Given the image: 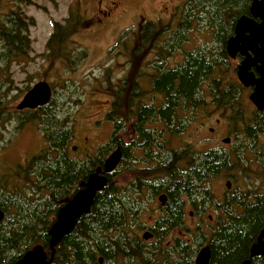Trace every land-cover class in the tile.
Listing matches in <instances>:
<instances>
[{
  "label": "trees",
  "instance_id": "16d2710c",
  "mask_svg": "<svg viewBox=\"0 0 264 264\" xmlns=\"http://www.w3.org/2000/svg\"><path fill=\"white\" fill-rule=\"evenodd\" d=\"M22 1L0 0V59L4 61L24 58L30 48L26 29L27 19H31L22 13L18 5ZM250 1L188 0L180 10L181 14L173 16L177 17L175 26L171 25V20L168 24L162 21L141 24L138 28L139 45L131 51V56L145 57L154 48L162 56L160 50L163 46H167L170 52L169 44L175 46L178 41L182 42L183 33L194 27L207 29L210 35L211 30L215 32L214 29H217V39L224 41L238 18L248 11ZM74 16L66 19L64 24L57 22L47 43L49 58L53 57L52 61L61 60L66 68L72 67L74 58L80 59L81 54L86 56V51H80L77 45H69L82 23ZM167 35L173 41L162 45L161 40ZM73 53L77 56L70 55ZM211 63L216 65L219 62L209 56L204 57L202 53H195L176 68L161 70L155 67L151 75L156 88L152 92L144 90L135 76L142 79L147 75L146 70L143 74L130 71L131 80L126 79L116 91L113 87L109 88L115 91L116 98L107 115L115 126L114 135L95 157H89L87 161L74 160L67 153L71 130L64 125L65 120L58 118L52 99L44 106L20 111L28 113L20 117V126L27 122L37 123L48 146L25 163L17 165L10 174L0 172V209L5 211V218L0 223V264H15L34 245L49 246V229L59 208L91 172L103 166L113 141L123 142L125 137L118 138L116 135L119 132L126 134L130 121L139 134L138 143L149 138L146 117L155 108L154 104L145 105L150 93L151 102L156 99L166 103L165 116L173 111L172 116H176L175 109H179L182 117L180 128L175 130L173 123H167V126L171 127L172 133L182 134L189 128L185 123L188 114L207 115L206 86L210 81L215 86L240 85L236 82L238 86H235L228 81L232 77L229 72H216L215 66L211 78L208 73ZM238 90L233 94H237ZM155 92L163 96L158 98ZM214 93L218 106H233L229 89ZM257 127V122L245 125L244 152L240 153L235 148L226 157L214 159V164L205 150L194 151L192 146H183L176 156L167 155L162 167L150 170L133 168L130 175V169L126 167L128 172L124 169L127 173L123 170L118 180L112 172L105 187L97 192L90 212L83 214L72 232L55 247L49 264H99V254L105 257V264H160L162 261H174L175 253V261L194 264L205 236L210 238L211 264H242L245 259H250L251 264H264V256L251 257L250 254L251 246L264 229V148L261 151L257 147ZM123 146L127 151L124 143ZM175 161L181 166H175ZM221 165L225 171L232 169V172H221L218 168ZM221 174L231 175L235 180L243 177L244 188L227 191L215 203L217 222L209 227L208 234L203 226L188 229L186 209L192 206L201 212L209 208V200L214 196L211 178ZM161 177H164L163 181L159 179ZM153 179L164 185L162 190L168 193V200L151 227L158 241L149 244L153 248H146L147 243L139 232L144 227L143 214L150 206H145L148 196L144 192L146 187L138 182L146 183ZM124 180L126 184L121 186ZM132 192L139 196H133Z\"/></svg>",
  "mask_w": 264,
  "mask_h": 264
},
{
  "label": "rangeland",
  "instance_id": "374dc122",
  "mask_svg": "<svg viewBox=\"0 0 264 264\" xmlns=\"http://www.w3.org/2000/svg\"><path fill=\"white\" fill-rule=\"evenodd\" d=\"M187 2L188 0H24L18 3L22 13L32 20L31 23V20L27 19L29 23L26 29L30 48L28 54L22 59L6 61L0 59V172L2 174L11 172L17 165L25 163L48 146L43 130L37 123L27 122L20 126V117L27 116L28 113H19L21 110L17 108L26 92L39 81H46L52 86L54 111L58 118L65 120L64 125L71 130L67 153L74 160L87 161L89 157H95L111 140L114 133L113 122L107 119V115L113 100H116L114 92L126 79L131 80L130 71L143 74L146 70L147 75L142 79L138 78V75L135 76L144 90L152 92L154 78L151 75L152 72L148 73V70L153 71L152 67H149L152 63L154 70L155 67L162 70V66L165 69L176 68L177 66L173 67V65L182 61L185 51L195 49L196 52L194 51L193 55L205 53L203 49L214 45L212 38H217V29H214L215 32L211 30L212 35H208L209 30L194 27L185 31L181 37L184 39L181 54L179 51L178 54L177 52L171 54V48L174 46L169 44L170 52L167 46H163L160 50L161 57L157 55L156 48L145 57L131 56L130 44L133 42L135 46L139 45L138 28L141 24L145 21H162L168 24L171 20V25L175 26L177 17L173 18V16L179 12L181 14ZM109 6H114L111 16L107 17L109 21L99 25L100 9L108 11ZM72 15L82 20V23L69 45H77L80 51H86V56L83 57L81 54L80 59L74 58L72 67L66 68V64H63L61 60L52 61L54 58H49L47 43L54 32L55 24L57 22L64 24ZM166 41L173 40L167 35L161 40L162 45H165ZM126 53L128 56H125ZM140 53L142 51H139V55H142ZM70 55L77 56V53ZM162 59L164 60L160 63ZM237 77L233 74L228 81L238 86L240 82ZM110 87H113L115 91H110ZM150 95L151 93L146 102L150 101ZM241 99L245 116L248 122H251L254 120L251 104L243 99V96H240L239 100ZM204 114L200 116H208ZM201 120L205 122L203 126L201 123L190 125L182 134L171 132V139L175 138L173 146L178 148L192 144L197 147V151L205 150L206 146L198 144L209 135L208 129L214 120L213 118ZM150 124L153 123H149V127ZM131 126L130 121L127 134L130 133ZM227 127L226 122L219 125L220 135L223 137L226 136L224 133ZM116 136L125 137L123 142L126 146L133 139H138V137H127L123 132H119ZM260 141H264V135L260 137ZM109 148L106 157L112 151L110 146ZM134 154L135 156L131 159L141 157L140 151H135ZM159 179L163 181L164 177ZM227 179L230 177L223 179L218 177L211 183L217 199L225 192ZM232 180L231 191L244 188L243 177L239 176L237 180L233 177ZM125 184L124 180L121 186ZM145 206L150 208L142 218V222L150 227L154 225L159 214V210L155 212L151 209V207H159L158 198L147 196ZM152 213L156 215L152 217ZM210 214L214 216V211L211 210ZM197 221L198 219L187 218L186 227L193 230ZM204 229L208 234L209 228Z\"/></svg>",
  "mask_w": 264,
  "mask_h": 264
},
{
  "label": "flooded vegetation",
  "instance_id": "af4514ba",
  "mask_svg": "<svg viewBox=\"0 0 264 264\" xmlns=\"http://www.w3.org/2000/svg\"><path fill=\"white\" fill-rule=\"evenodd\" d=\"M100 1V0H99ZM252 2V0H251ZM250 2V4H251ZM250 4L248 7V11L244 14L249 15V10H250ZM109 10H103L100 9V14L98 16V20H99V25H103L105 24L108 20L107 17L111 16L112 12L114 11V6L108 7ZM257 21H260L259 19H257ZM237 22V21H236ZM236 25V23H235ZM235 26L234 29L232 30V32L230 34H228L225 38L224 41H221L217 38H212V41L214 42V45L211 47H207L205 49H203L205 51V53H202L203 56H209L211 59H215L216 61H218L219 63H217L216 65L212 64V67L209 69L208 73L212 78V74H213V67L215 66L216 72L222 71V72H229L230 74H236L238 76V71L239 68L241 67L243 61L248 57H255V54L250 51L249 53H242L240 51L234 52V53H230L228 50V40L234 36L235 34ZM209 35V33H207ZM161 40V39H160ZM176 40V39H175ZM179 43L175 44L174 47L171 48L172 52L171 54L177 52L181 54V49H182V42L178 41ZM131 51L134 49V43L132 42L130 44ZM128 46V47H130ZM186 50V49H185ZM195 51V49H194ZM192 50L189 51H185V55L183 53L182 55V61H179L176 65H173V67L175 66H180L182 63L186 62L187 59L189 58V56L191 54H193ZM196 52V51H195ZM207 52V54H206ZM128 53H126L127 55ZM149 54V53H147ZM146 54V55H147ZM132 55V54H131ZM157 55L159 57L160 53L157 50ZM181 58V56H180ZM132 60V59H131ZM162 63V61L160 62ZM163 65V64H162ZM166 65V63L164 64ZM152 67L153 71L148 70V73L153 74L155 72L154 70V65L152 63ZM163 69L162 70H166L164 68V66H162ZM170 67V66H168ZM257 66L256 65H252L250 67V71L253 72L255 74V77H259V73L256 70ZM238 78V77H237ZM212 80V79H211ZM239 80V78H238ZM240 82V80H239ZM240 85L238 87H234V86H228V85H219V86H215L211 84V81L207 84L206 86V90H207V117L206 116H200V115H191L188 114L185 117V123H188V126H192L193 124H198L201 123V125H204V120L207 119H212L214 120L212 126L208 129L209 130V135H207L205 138H203V140L201 141V143H199L198 145H202V146H206L205 151L208 152V154L211 155V163L213 162L214 164V159H216L217 157H226L228 155L229 152H231L232 150H236L235 148H238V151L240 153L244 152V144L246 142V136H245V125H253L254 122L258 123V133H257V138L259 141L258 144V149L262 151V149L264 148V141L261 142L260 141V137L262 135H264V115H262L264 113V110H259L256 105L250 100V94L254 91V87H245L241 82L239 83ZM52 87V86H51ZM153 88L155 89L156 86L154 85V81H153ZM53 89V88H52ZM159 89V88H158ZM229 89V92L232 94V98H233V106H223L220 107L217 105V102L215 101V98L217 97L215 95V91L216 90H227ZM239 89L237 94H233L235 93V90ZM156 93V97L161 98L163 95L159 92H155ZM240 96H243V99H246L250 102L251 107H252V115L255 118L254 120H252L251 122H248V119L245 116V111L243 110L242 104L243 101L241 102ZM53 97V96H52ZM52 99V98H51ZM238 99V101H237ZM51 101V100H50ZM151 104L155 105V108H153V112L148 115L146 117V121H147V128L149 130V134H148V139L143 142V143H138L136 139H133L131 142L128 143L127 146V151L125 150L123 143H120L118 141H113L112 146H111V150L113 151L114 149H116L117 147H120L122 152H123V156L121 159V162L119 164V166L117 167V169L113 172V174H115L116 179L118 180V177L120 175V173L125 169L126 167L129 168V172L128 170H126L128 172V174L130 175V172L132 171L133 168H138V169H155V168H159L163 166V161L165 160L166 156H171L174 157L178 154V152L180 151L181 147L183 146H179L178 148H176L175 146H173L174 144V140L175 138L171 139L170 134H171V127L167 126V123H173L172 127H174L175 130H178L180 128V122L182 120V117L180 115V111L179 109L175 111L177 112L176 116H172L173 112L169 115V116H165L163 111L165 110V106L166 103L165 102H160L157 101L156 99H154V102L151 101H147L145 102L146 106H149ZM237 109V111L235 112L234 109ZM25 110V109H24ZM26 110H31V109H26ZM23 111V110H21ZM199 116V118L197 117ZM153 123L150 124V127L148 126L149 123ZM223 122L228 123V127L226 128V136H222L220 135V131H219V125ZM114 124H113V131L114 130ZM159 131H162L161 133H159ZM176 132V131H175ZM114 134H112L113 136ZM125 136L127 137H139V134L135 131L133 123L131 126V131L130 133H126ZM229 139L228 142H225V139ZM126 146V145H125ZM186 146H192L193 148H191V150L197 151V147H195L192 144H188ZM75 149V148H74ZM135 151H140L141 153V157H134L133 159H131L133 156H135L134 152ZM167 152V153H166ZM88 155V154H87ZM89 156V155H88ZM224 162V161H223ZM221 162V164L223 163ZM140 165H144V166H139ZM175 166L180 167L181 163L180 162H176L175 161ZM221 172H232L231 171H225L224 167L219 166L218 167ZM124 170V172H126ZM235 170V169H234ZM233 170V171H234ZM126 172V173H127ZM220 179L223 178H228L230 177V179H227L225 181V192L222 193V197L225 193H227V191H230L233 188V180H232V176L231 175H222L218 176ZM217 176H213L211 178V183L215 180L218 179ZM228 181H230L231 185L230 187L228 186ZM139 185H143L146 188L144 189V192L146 193V195L151 196L152 198L156 199L158 198L159 200V196L162 194H165L166 200L165 203L162 204V202L159 200V207L153 208L151 207L152 211L154 210L155 212H157L159 210V214L158 216L162 213L163 211V207L166 205V202L168 200V193L163 191L162 189L164 188V185L161 184V182H159L156 179H153L151 182H138ZM157 189V190H156ZM137 190L138 187H137ZM213 192V197L209 200L210 205L209 208L203 209L201 212H199L198 210H196L195 208H193L192 206L188 207L189 210L186 209V213H187V217L191 220H196L198 219V221L194 224L195 228L197 226H203V228L207 227H212L215 226L216 222H217V210H216V205L215 203H217L218 201H220L222 199V197H219L217 199V196L215 195L214 191ZM133 196L138 197L139 194H136L135 192H132ZM214 211V216L213 214H210V211ZM205 211V212H204ZM156 215V213H152V217H154ZM143 216H145V213L143 214ZM157 216V217H158ZM207 216V219H206ZM214 221V224H213ZM152 226H145L140 230L139 235L142 237V239L147 243L146 244V248H153V246L149 245L151 244V242H155L158 241V238L156 236V233L154 230H152L151 228ZM149 231L152 233V236L148 239H145L143 237V233ZM210 238L209 236H205L204 237V241H203V245L201 246V248L198 250V252L205 246H209L210 251H211V258H212V250L210 247ZM168 246V245H167ZM168 248H170V246H168ZM46 251H47V258L50 259L54 257V252L53 255L51 254V250L46 247ZM197 252V254H198ZM196 254V256H197ZM177 253L174 254V257L176 259ZM195 256V259H196ZM97 258L99 259V264H105V257L103 255H98ZM102 258V261H100V259ZM168 261L167 263L162 261L160 264H181L180 260L178 261ZM195 262V260H194ZM112 264H115L114 262ZM195 264V263H194ZM210 264H211V259H210Z\"/></svg>",
  "mask_w": 264,
  "mask_h": 264
},
{
  "label": "water",
  "instance_id": "95a60500",
  "mask_svg": "<svg viewBox=\"0 0 264 264\" xmlns=\"http://www.w3.org/2000/svg\"><path fill=\"white\" fill-rule=\"evenodd\" d=\"M259 19L260 21H257ZM235 34L228 40V50L232 54L240 51L249 53L252 51L255 57L248 56L238 71V78L245 87H254L250 94V100L259 110H264V0H252L249 15H242L235 25ZM256 65L259 77L250 71V67ZM53 96V89L46 81L35 83L24 95L17 108L19 110L34 109L48 104ZM229 139H225L228 142ZM123 152L117 147L109 153L103 162L89 174L85 181L80 183L79 189L67 199L56 215L55 221L49 229L50 240L48 248L51 254L61 240L74 229L79 218L89 213L98 191L102 190L108 182V175L119 166ZM231 183L228 181V186ZM166 195L159 196L162 204ZM5 218V211L0 209V223ZM152 233L146 231L143 237L148 239ZM251 257L264 256V229L257 241L251 246ZM211 251L209 246L203 247L197 254L195 264H210ZM52 258H47L46 247L41 244L28 249L15 264H49ZM102 261V258L100 259ZM242 264H251L250 259H245Z\"/></svg>",
  "mask_w": 264,
  "mask_h": 264
}]
</instances>
